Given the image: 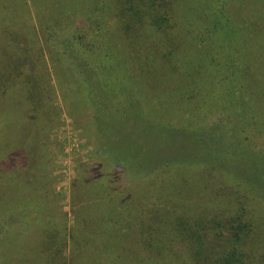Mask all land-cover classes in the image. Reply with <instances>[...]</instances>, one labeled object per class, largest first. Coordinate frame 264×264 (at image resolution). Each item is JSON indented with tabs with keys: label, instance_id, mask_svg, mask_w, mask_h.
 Masks as SVG:
<instances>
[{
	"label": "rangeland",
	"instance_id": "374dc122",
	"mask_svg": "<svg viewBox=\"0 0 264 264\" xmlns=\"http://www.w3.org/2000/svg\"><path fill=\"white\" fill-rule=\"evenodd\" d=\"M231 254L264 264V0H0V264Z\"/></svg>",
	"mask_w": 264,
	"mask_h": 264
},
{
	"label": "trees",
	"instance_id": "16d2710c",
	"mask_svg": "<svg viewBox=\"0 0 264 264\" xmlns=\"http://www.w3.org/2000/svg\"><path fill=\"white\" fill-rule=\"evenodd\" d=\"M153 146H155L154 142L152 144V149H153ZM219 264H235V260L233 259L232 254H231L230 256H228L225 259H223L222 261H220ZM240 264H242V263H240Z\"/></svg>",
	"mask_w": 264,
	"mask_h": 264
}]
</instances>
